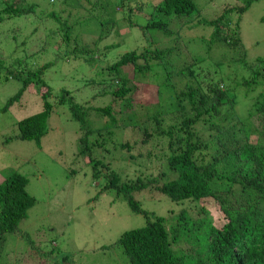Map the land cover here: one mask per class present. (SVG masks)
I'll return each mask as SVG.
<instances>
[{"label": "trees", "instance_id": "16d2710c", "mask_svg": "<svg viewBox=\"0 0 264 264\" xmlns=\"http://www.w3.org/2000/svg\"><path fill=\"white\" fill-rule=\"evenodd\" d=\"M255 1L237 0L219 17L207 19L195 0H63V5L52 0L41 12L42 3L36 0H0V24L37 14L43 25L32 32L37 43L44 41L41 48L20 43L13 53L23 48L26 57L7 70L6 80H20L22 87L3 111L19 101L30 85L47 88L41 95L42 109L16 123L15 138L41 147L56 106L68 107L79 122V155L89 159L93 178L102 182L101 192L112 191L133 213L146 218V225L123 232L114 243L129 264H264V57L249 63L240 33L242 15ZM233 14L241 15L234 26L228 22ZM172 22L179 23L177 31L170 28ZM122 25L134 35L135 47L107 63L108 53L126 39ZM207 25L212 27L211 46H222L231 55L230 64L235 65L231 84L219 71L226 60L214 63L209 57L195 56L191 40L181 41L185 32ZM13 30L18 34V27ZM157 34L169 39L167 47L159 45ZM9 38L18 40L15 34ZM58 40L64 48L60 52L75 55L79 65L106 63L77 91L92 90L99 95L93 99L111 101L102 106L81 103L65 88L55 102L49 99L53 88L43 76L59 58L34 69L26 61L43 55ZM153 90L156 103L145 96ZM241 109L247 112L245 117L239 114ZM130 129L142 133L143 144L162 143V152L148 153L160 161L157 174L124 180L112 161L104 163L94 156L97 151H131V141L120 140ZM28 184L29 178L16 170L0 182L1 242L19 230L37 204ZM147 189L166 195L181 210H171L168 217L142 208L136 194ZM208 202L219 207L222 225L213 221ZM40 250L31 254L38 256Z\"/></svg>", "mask_w": 264, "mask_h": 264}, {"label": "rangeland", "instance_id": "374dc122", "mask_svg": "<svg viewBox=\"0 0 264 264\" xmlns=\"http://www.w3.org/2000/svg\"><path fill=\"white\" fill-rule=\"evenodd\" d=\"M36 1L43 6L38 8L39 12L46 8V4L52 2V0ZM54 2L63 5V0H54ZM195 2L201 10V15L207 19L219 17L227 8L237 5V0H195ZM237 15L233 14L228 18V22H232L233 26L237 22ZM263 16L264 0H258L241 18V49L246 53L245 57L249 63L259 56L264 57ZM15 27L19 28L18 34L12 31ZM37 27L39 29L43 27L37 14L35 17L32 14L21 18L13 17L0 24V182L6 178L9 171H19L29 178L27 189L37 199V204L29 210L28 218L20 223L19 230L8 235L5 243L0 241V264H129L127 257L114 243L123 232L146 225V218L141 214L133 213L124 201L116 199L112 191L101 192L102 182L93 178L89 159L79 155L76 144L79 137V122L73 119L68 107L56 106L49 120V133L42 139L41 147L34 141L16 139V123L42 109L41 95L47 88L32 84L19 101L14 102L7 111L1 110L8 99L22 87L20 80L12 78L6 80L7 70L11 65L21 64L27 53L23 48L17 49L14 53L13 50L23 42L27 46L39 45L38 49L41 48L42 43L44 44L42 39L41 44L37 43V34L32 33ZM179 27V23L172 22L170 25L173 31H177ZM184 27H187L185 23ZM38 32L40 33V30ZM121 32L126 39L119 48L108 53L107 58L105 57L107 63L117 54L125 53L135 47L131 44L134 35L128 34V26L122 25ZM93 33L92 31L91 34ZM211 33V26L197 27L191 32H185L181 41L191 40V49L195 56L209 57L214 63L218 60H226L223 70L219 71L225 82L231 84V67L234 68L235 65L230 64L231 55L228 50L222 46L216 48L215 43H213L214 47L211 46ZM225 33L228 35L229 31L225 30ZM10 34L17 35L18 40L11 41ZM166 38L163 34H157L156 40L161 47L168 46L169 39ZM55 43L56 45L43 55L31 56L26 61L34 69L59 58L43 76L53 88L49 99L55 102L56 98L61 96L59 91L65 88L71 90L75 100L81 103L102 106L111 101L110 97L93 99V96L99 95L92 90L77 91L85 86L86 80L96 76L98 69L105 68L106 63L92 67L86 63L79 65L75 55L72 53L64 55L60 52L64 48L59 40ZM34 46L31 47L36 48ZM94 57L98 58L97 55ZM159 76L163 78L161 69ZM99 89L101 87H96L97 91ZM261 90L262 87L258 89ZM139 91L141 95L142 92ZM155 93L156 90L149 91L145 96L151 97L156 103ZM239 114L245 117L247 112L241 109ZM98 120L97 117L95 121ZM105 120L108 122L109 119ZM130 131L124 132V138L120 140L131 141L133 147L131 151L121 148L115 154L114 152L101 154V151H97L94 156L98 155L104 163L112 161L113 168L122 172L124 180H136L138 175L148 177L151 173L157 174L160 161L148 157V153L162 152V143L150 141L143 144L142 133L133 129ZM8 138L11 139L6 142ZM99 193L100 195L96 197ZM136 197L142 208L157 215L170 217L171 210L175 209L177 213L181 210V206H177L166 195L156 191L143 190L138 192ZM207 205L215 224L222 225L224 218L219 207L211 202ZM102 246L109 248L102 249ZM36 249H41V256L31 254V251ZM38 259L44 260V263Z\"/></svg>", "mask_w": 264, "mask_h": 264}, {"label": "clouds", "instance_id": "9594fccd", "mask_svg": "<svg viewBox=\"0 0 264 264\" xmlns=\"http://www.w3.org/2000/svg\"><path fill=\"white\" fill-rule=\"evenodd\" d=\"M2 110V109H1Z\"/></svg>", "mask_w": 264, "mask_h": 264}]
</instances>
